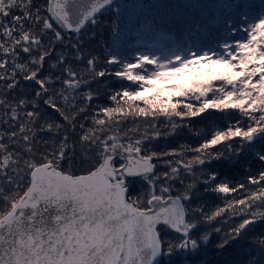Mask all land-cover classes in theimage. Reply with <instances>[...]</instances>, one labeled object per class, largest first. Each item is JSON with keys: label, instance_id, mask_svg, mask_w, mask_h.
Here are the masks:
<instances>
[{"label": "snow or ice", "instance_id": "snow-or-ice-1", "mask_svg": "<svg viewBox=\"0 0 264 264\" xmlns=\"http://www.w3.org/2000/svg\"><path fill=\"white\" fill-rule=\"evenodd\" d=\"M143 7L115 0H0V264H160L177 253L198 254L213 232L223 233L217 249L240 243L264 221V171L230 186L204 167L216 160L238 162L246 147L264 140V0L228 5L243 10L239 31L245 35L219 51L177 48L170 55L141 52L129 59L106 45L102 61L86 53L84 36L94 39L97 26L107 27L99 17L108 12L128 19L127 36L159 32L163 25L154 20L138 15L133 23L127 16V9ZM112 33L117 41L125 35L115 28ZM105 77L121 86L109 91L112 105L93 108L101 87L109 88ZM208 110L226 117L239 111L247 126L229 119L196 147L153 149L152 141L167 139L159 117L175 134L191 125L174 118L190 121ZM129 118L146 127L123 131ZM133 131L138 137L129 135ZM236 138L240 146L234 149ZM222 143L225 150H216ZM77 148L91 158L81 175L62 166ZM254 155L264 162V147ZM156 162L167 170L157 173ZM135 177L147 187L130 195L129 178ZM177 180L180 194H157L158 187L169 193ZM199 184L205 192L247 195L225 196L224 206L208 213L190 203ZM228 212L239 221L230 216L226 232L213 227ZM160 225L175 236L163 235ZM250 245L259 256L250 252L243 264H264V237Z\"/></svg>", "mask_w": 264, "mask_h": 264}, {"label": "trees", "instance_id": "trees-1", "mask_svg": "<svg viewBox=\"0 0 264 264\" xmlns=\"http://www.w3.org/2000/svg\"><path fill=\"white\" fill-rule=\"evenodd\" d=\"M211 2L209 4L208 2ZM221 0H187V4L183 7H180L178 4L169 2L168 6L175 7V10L168 11L167 14L163 17V21L159 22L157 25H163L162 29L159 32H153L151 34H145L143 39H139L136 37H131L128 40V46L130 48H137V50L142 51L143 47L145 48L147 45L154 46L158 45V50L161 55H169L171 51L179 49H187L192 47L195 43L200 45V49L207 45L208 36L206 33L207 26L211 22L212 19L217 20L219 22L218 29L222 27H228V23L239 24L241 28L243 27L242 21L245 19V16L242 14V19H240V12H234L233 10H226V4H220ZM38 4H42L43 0H36ZM258 4V0H257ZM212 14V16H211ZM215 14V15H214ZM117 12H108L99 17L102 24H106L107 27L97 26L95 28V38L89 39L88 35L84 36V44L85 51L91 52L95 55L101 57V61L107 55L109 48L106 45L111 46V50H113L114 46V34L112 33L113 28H117ZM223 22H226L225 25H222ZM239 30V29H238ZM73 35V34H72ZM71 36V35H69ZM68 39V37H66ZM136 40V43L134 44ZM141 44L139 45V43ZM50 63V62H49ZM47 68V65H46ZM104 81H106L109 85L108 89L101 87L100 95L98 99H94L92 101V107L95 108L97 105L108 106L112 105V102L108 99V94L111 89H119L120 84L116 82L115 77H105ZM128 82H124L126 86ZM133 88L136 86L133 85ZM91 88L95 90L97 88V84L93 83ZM194 104L196 103L194 100L192 101ZM144 106V105H141ZM50 111V110H49ZM91 109L89 110L90 114ZM52 115H56L52 113ZM59 117L57 116V119ZM178 123L181 124H190L191 127H180L175 134H169L171 132L170 126L165 127L166 121L163 117H159L157 123L159 124V129L162 133L167 134V139L160 138L152 141V147L154 150L161 149H177L179 150L181 145H191L192 147L198 146L203 139L210 138L212 131L215 128H224L227 126L229 119L236 120L241 119L242 122L245 120L241 117L240 113L237 111H231V116L226 117L224 113L216 111V110H208L204 114L192 118L190 121L185 118V120L180 121L179 118H174ZM247 126V123L245 124ZM146 127L144 123L141 122L140 118H137L134 122L131 118L126 120L121 125V129L123 131H127L128 129L135 130L136 128H140L143 130ZM129 135L137 136L139 133L133 131L129 133ZM239 138H236L233 143V148H238ZM226 147V143H222L221 145L216 146V150L224 151ZM256 147H264V141L260 143ZM250 148H245L238 159V162L235 160H216L213 161L211 165H205V169H214L215 171L220 173L218 180H226L229 182L230 186H235L238 183L247 184V176L257 175L260 171H264V162L258 160L255 155L251 154ZM193 155L192 152H188L187 156L191 157ZM225 155L228 156L229 153L225 152ZM39 158V156H37ZM76 160V167H73V172L78 174H84L90 166V157H85L81 154V150L79 148L76 149V155L72 156ZM170 158V157H169ZM68 159L66 158L63 162L64 169L67 168L64 163ZM155 171L157 173L166 171L167 169L160 166L158 162ZM247 169V170H246ZM79 170V171H76ZM190 178H188L185 174V184L190 183ZM172 188L169 193H161L159 192V187L157 188V194L163 195L165 197L172 194H180L183 191V185L180 184L179 180L171 182ZM139 186L141 190L144 191L146 183L140 182ZM256 185H249L251 190L256 189ZM204 188L203 184L198 185V190L193 196L191 200V204L195 205L196 200L205 201L204 211L212 212L217 209V207H223L225 204V199L223 202H219L217 197L211 195L209 197L203 195L202 190ZM130 195H136L133 190H130ZM247 193L241 191L240 193H232L231 195L226 196L227 199H236L243 198ZM209 207V208H208ZM232 217V221L238 222L240 217L233 216L231 212H228L222 219L218 218L217 221L214 222L213 227L223 228L226 232L228 227L230 226L232 221H229V217ZM228 221V223H225ZM206 227V226H205ZM164 234L167 236H175L171 235L165 230H163ZM223 233H214L211 237V242L201 251L195 255H190L191 261L205 260L202 264H243L246 255L250 252H253L256 256H259V252L255 250L253 246L250 245V241L253 238H261L264 237V223H257L251 233L248 236L242 238L240 243L229 246L225 249H217L215 247L216 243L220 239ZM171 264H183V257L177 253L169 258ZM167 261L164 258L160 259V264H166Z\"/></svg>", "mask_w": 264, "mask_h": 264}, {"label": "rangeland", "instance_id": "rangeland-1", "mask_svg": "<svg viewBox=\"0 0 264 264\" xmlns=\"http://www.w3.org/2000/svg\"><path fill=\"white\" fill-rule=\"evenodd\" d=\"M172 1L173 3L178 4L180 7H183L187 4V0H120L118 2H116L117 4H137V5H143V8H129L126 10L127 16L131 19V21L133 23L136 22V16L140 15V16H146L147 19L149 21H155L156 24H158L159 22L163 21V17L167 14L168 11L171 10H175V7H171L168 6L169 2ZM233 2V0H221L219 3L223 4L225 3L226 6V10L228 9L233 10L232 8L228 7L229 4H231ZM209 4H211V2H208ZM242 10H239L240 14V19H242V14H241ZM215 15V14H214ZM212 16V14H211ZM246 19V17H245ZM226 22H223L222 25H225ZM218 25L219 22H217V20L212 19L211 22L208 24L207 26V31L203 32L206 33V35L208 36V43L205 47H202L200 49V45L198 43H195L192 47L187 48V49H192V50H203V51H207L209 49H214L219 51L220 50V45H222L223 43L227 42V43H232L233 39H243L244 38V33L242 31H239L238 29H241V26H239V24H233L232 23H228V27H222L221 29H218ZM129 26V21L128 19H125L124 16L121 15L120 12H118V16H117V28H116V33H125L124 36H121L120 41H117L116 36L114 35V46H113V51L118 52L119 55H122L126 58H133L136 55H138L139 53H145V54H155L157 56H160V51L158 50V45H154V46H150L147 45L145 48L143 47V44H141L142 41H140L139 45L141 44V47L143 48L142 51L137 50V48H130V46H128V40L131 37H135V36H127V28ZM236 27L237 31L233 32L232 29L233 27ZM72 35V34H70ZM127 36V38H125ZM137 39V38H136ZM136 43V40L134 42V44ZM151 67V66H149ZM175 99V98H174ZM137 104H139L140 106L143 105L142 102H136ZM239 112V111H237ZM245 120L243 121L244 124L248 123L247 119L244 118ZM264 140H259L255 143V146L250 148V153L254 155V152L256 150V146H258L260 143H262ZM120 161L118 160V163ZM64 165H66L67 168H65L66 171H71L73 174L77 175V173L73 172L74 170L72 169L73 167H76L77 163L76 160L74 158L68 159ZM79 171V170H76ZM131 181V180H130ZM143 182L141 178L137 179V180H132V183L130 185L129 188V193L130 190H133L134 194L136 191V194H139L141 192H143L141 190V187L139 186V183ZM205 187V186H204ZM203 195L209 197L211 195H214L215 197H217L219 202H223L224 201V197L231 195L230 194H217L213 191H204V188L202 190ZM170 196V195H169ZM171 196H176V194H172ZM195 204H200V205H204L205 201L202 200H196L195 198ZM239 206H237L238 208ZM209 208V207H208ZM264 210V209H262ZM260 223H264V221L262 222H258ZM161 229V233L163 235L164 232V228H160ZM166 232V231H165ZM197 256V255H195ZM172 257V256H171ZM190 257V255H189ZM169 258L170 257H165V260L167 261L166 264H169Z\"/></svg>", "mask_w": 264, "mask_h": 264}, {"label": "water", "instance_id": "water-1", "mask_svg": "<svg viewBox=\"0 0 264 264\" xmlns=\"http://www.w3.org/2000/svg\"><path fill=\"white\" fill-rule=\"evenodd\" d=\"M116 1H119V0H115V2ZM70 35V34H69ZM257 141H259V140H257ZM256 141V142H257ZM255 142V143H256ZM119 160V158L117 157V161ZM78 175H81V174H78ZM137 179H139V177H135V178H129V180H137ZM171 196V195H170ZM160 228H164V230L167 232V233H169V234H171V235H175V233L174 232H172L171 230H168V229H166L163 225H160L159 226ZM180 254V253H179ZM182 257H183V264H184V261L186 260V261H188V262H190V264H196V262L197 261H191L190 260V257H189V254H180ZM198 261H200V262H203V261H205V260H203V259H201V260H198Z\"/></svg>", "mask_w": 264, "mask_h": 264}]
</instances>
